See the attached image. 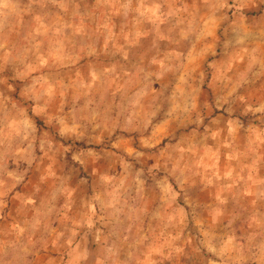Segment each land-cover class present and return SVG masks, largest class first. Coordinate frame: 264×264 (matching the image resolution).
<instances>
[{
  "label": "rangeland",
  "instance_id": "374dc122",
  "mask_svg": "<svg viewBox=\"0 0 264 264\" xmlns=\"http://www.w3.org/2000/svg\"><path fill=\"white\" fill-rule=\"evenodd\" d=\"M0 264H264V0H0Z\"/></svg>",
  "mask_w": 264,
  "mask_h": 264
}]
</instances>
